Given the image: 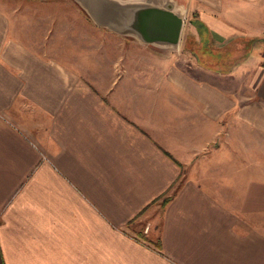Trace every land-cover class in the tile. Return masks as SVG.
Instances as JSON below:
<instances>
[{
	"label": "crops",
	"instance_id": "1",
	"mask_svg": "<svg viewBox=\"0 0 264 264\" xmlns=\"http://www.w3.org/2000/svg\"><path fill=\"white\" fill-rule=\"evenodd\" d=\"M178 1L198 22L196 71L251 70L264 0ZM75 5L0 0V264H264V81L257 103L200 76L176 101L137 78L91 92ZM239 37L243 61L218 58ZM221 117L227 135L252 127L257 156L232 135L224 160L197 156L218 152Z\"/></svg>",
	"mask_w": 264,
	"mask_h": 264
},
{
	"label": "rangeland",
	"instance_id": "2",
	"mask_svg": "<svg viewBox=\"0 0 264 264\" xmlns=\"http://www.w3.org/2000/svg\"><path fill=\"white\" fill-rule=\"evenodd\" d=\"M75 14L74 24L75 27L81 28L83 33L87 31L89 44H90V62L88 70L85 69L86 73L91 79L90 91L99 93L104 90L107 94L114 92H128L136 87L137 85H131V80L136 78L146 83L147 91H153L154 93H160L164 95H171L173 101L177 100V95L184 93L188 90L189 82L195 77L207 81L216 82L225 91L241 92L245 96H248L249 102H255L259 100L260 81H264V35L260 38V45L254 52L255 58L252 57L251 61L254 65L251 70L248 67L240 75H235L233 80L229 77H217L215 75H204L199 70L196 71V65L199 52L204 50L200 48L198 44H195L190 38L193 37L192 32L195 31L198 22L193 19V12L186 5V17L183 26V33L181 41L177 47L165 48L153 45L151 43H145L133 36L123 35L115 32L104 26H99L82 8L80 4L75 1ZM89 19L90 26L87 30L85 21ZM83 25V26H82ZM78 28V29H79ZM200 40L203 45L209 44L206 35L200 31ZM193 39V38H192ZM252 39L239 37L238 39L228 38L224 39L219 48V56L221 54L228 55V63L243 61L248 54V48ZM210 42V39H209ZM199 43V44H201ZM196 45V46H195ZM207 47V46H205ZM198 51V52H197ZM96 58H95V57ZM222 57V56H221ZM259 61V62H258ZM228 64V65H229ZM242 66V65H241ZM219 67L226 68L225 66L219 65ZM194 75V76H193ZM194 77V78H193ZM95 83V84H93ZM123 88V89H121ZM205 89L198 88L197 91H205ZM136 91V90H135ZM191 91H194L192 86ZM258 98V99H257ZM226 119L221 117L219 119V132L215 137L214 144L218 148V152L214 153L216 149H212L213 146L210 144V148L206 153V149L200 150L201 158H209L211 156H219L218 159H223L226 155L225 146L232 144L230 135L234 137V141L238 142V149L234 152L244 156H257L258 150L253 145V138L258 134L254 133L252 127L246 126L245 134L241 132L242 127H234V133L227 135ZM239 130V132H237ZM244 137L245 140L242 142L241 139ZM228 139V140H227ZM249 139V140H248ZM213 145V142H212ZM196 156V158H197ZM196 163V162H195ZM202 171L207 168L217 167L218 170L222 166H214L206 164V162H200ZM223 167H230L225 165ZM252 167V166H251ZM256 167V166H254ZM166 200V199H165Z\"/></svg>",
	"mask_w": 264,
	"mask_h": 264
},
{
	"label": "water",
	"instance_id": "3",
	"mask_svg": "<svg viewBox=\"0 0 264 264\" xmlns=\"http://www.w3.org/2000/svg\"><path fill=\"white\" fill-rule=\"evenodd\" d=\"M99 25L165 48L181 41L186 8L178 0H75Z\"/></svg>",
	"mask_w": 264,
	"mask_h": 264
}]
</instances>
